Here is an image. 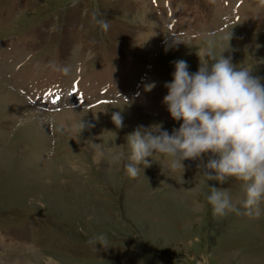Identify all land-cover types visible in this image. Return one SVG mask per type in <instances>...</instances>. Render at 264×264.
<instances>
[{
    "label": "rangeland",
    "instance_id": "obj_1",
    "mask_svg": "<svg viewBox=\"0 0 264 264\" xmlns=\"http://www.w3.org/2000/svg\"><path fill=\"white\" fill-rule=\"evenodd\" d=\"M227 46L264 82V0H0V84L19 97L0 99V264H264V205L216 216L205 199L242 194L205 183L214 154L173 172L157 153L135 179L112 160L138 126L179 127L162 103L174 61L194 73Z\"/></svg>",
    "mask_w": 264,
    "mask_h": 264
},
{
    "label": "clouds",
    "instance_id": "obj_2",
    "mask_svg": "<svg viewBox=\"0 0 264 264\" xmlns=\"http://www.w3.org/2000/svg\"><path fill=\"white\" fill-rule=\"evenodd\" d=\"M97 23L107 30L106 19H97ZM227 49L228 46L218 56L210 50L203 51L204 59H200L194 73L188 71L186 61H174L175 70L172 80L164 84L168 91L162 103L173 120L182 121L179 127L169 134L159 123L138 126L126 135V149L114 153L112 160L135 179L141 168L153 163L157 153L169 157L164 166L173 172L184 171L185 159L202 161L204 154H214L216 158L197 165L206 177L205 183H224L234 178L242 181V194L233 202L226 189L207 185L210 192L205 199L213 214L239 215L243 209V214L259 218L264 205V82L252 74L253 69L237 67L231 57L222 55ZM111 120L118 129L124 126L120 112H113ZM83 127L81 123L80 130ZM107 239L102 233L88 243L94 247L97 243L105 245Z\"/></svg>",
    "mask_w": 264,
    "mask_h": 264
},
{
    "label": "bare ground",
    "instance_id": "obj_3",
    "mask_svg": "<svg viewBox=\"0 0 264 264\" xmlns=\"http://www.w3.org/2000/svg\"><path fill=\"white\" fill-rule=\"evenodd\" d=\"M156 49V48H155ZM18 53V52H17ZM146 79H148V78H146ZM1 85V84H0ZM5 88L4 87H2V85L0 86V99H5L6 101H12V100H15V102L16 101H19V97L17 98V97H15V96H12V94H10L9 92V94H10V96L8 95V93H7V91L6 90H4ZM31 107V106H30ZM24 108H28V106L26 107H24ZM37 111V110H36ZM66 112H69V113H74V112H76L75 110H72V109H66V108H63V109H61V110H58V111H56L55 112V115L56 116H60V115H62L63 113H66ZM8 264H18V262L17 261H10Z\"/></svg>",
    "mask_w": 264,
    "mask_h": 264
}]
</instances>
